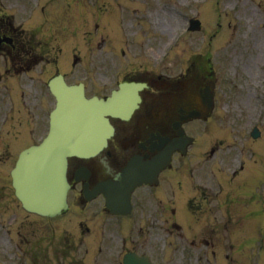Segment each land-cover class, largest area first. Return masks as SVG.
Listing matches in <instances>:
<instances>
[{
    "label": "rangeland",
    "instance_id": "rangeland-1",
    "mask_svg": "<svg viewBox=\"0 0 264 264\" xmlns=\"http://www.w3.org/2000/svg\"><path fill=\"white\" fill-rule=\"evenodd\" d=\"M253 1L88 0L87 5H83L79 0H73V8L76 3L81 7V12L76 14L74 10L69 21L71 25L70 32L67 34V43L70 45V51L67 52L69 62H67L66 53H64L66 44L60 43L58 52H55L52 57L50 55L46 56L45 62L42 63L38 71L21 73L18 78L7 77L6 73L3 72L0 74V96L10 93L11 87H16L20 83V86H35L39 98V101L36 100V105L29 106L22 100L23 93L19 92L17 96L24 102V106H17L16 111H13L14 116L12 119L8 118V120L6 118L7 114H5V103L11 104L12 101L8 96L4 100L0 99V125H2V122L7 125L9 122L19 121L18 129L12 127V124L8 127L5 126L8 133L3 132L0 139V142H2L0 144V163L3 162L0 165V183H10L7 177L9 178L8 171L14 157L12 153H4L1 149L9 142L12 132L20 130L25 121L35 123L34 116L29 111L33 106L37 108L38 114L44 111L43 107L48 108L47 111L50 110L52 97L47 94L44 84L55 75L57 69L66 73L72 83L80 80L86 81L89 89L94 92L97 89L103 91L101 87L104 83H110V87L103 88L111 89L113 84L125 74V69H139L145 65V67L163 70L169 75L175 76L189 68V66L192 68L194 63L193 70L197 67V69L203 68L212 71L217 82L218 110H216L214 119L211 121L213 124L211 131L213 136L214 133L216 135L220 133V139H224L220 141L217 139L218 141L215 144L217 145L219 142L226 140L227 145H230L239 137L240 149L245 150L249 146L246 143L242 147L246 138V131L258 122L257 117L260 114L264 115V4H261L263 0L254 1L255 3ZM118 3H122L120 6L126 10L123 13L125 22H121L122 27L128 32L126 37H130L131 43L135 40L137 43L136 50H139V52L136 54L131 52L118 62L115 61L116 57L114 56L112 67L109 66V68L104 69L101 66L104 64V59H108L109 65L112 64L111 54L102 53L103 51L99 50L97 43L99 35L102 33L112 36L117 34L116 32H120L117 25L112 24L115 16L113 6L115 8V4ZM243 3L246 4L243 5ZM85 10L86 14H84ZM252 11H257V13L251 15ZM219 15L221 22L219 21ZM192 17L200 18L202 29L198 32L186 33L189 18ZM135 18L137 21L134 20ZM97 22L100 23L99 30L96 29ZM88 34L90 36L86 41ZM176 34H181L177 42L173 40ZM165 51L167 52L165 60H162ZM73 53L82 56V61L76 66L72 65ZM121 62L126 65L119 70L117 64ZM43 122L45 123V115L40 123ZM22 129L25 130L24 127ZM262 129L264 132V127ZM20 138L21 135L15 137L14 140L22 141ZM226 143L220 146L215 158L209 162L210 166L214 165V168L215 166L221 167L219 162L222 155L225 154L226 161L231 162L230 165L226 166L231 168L235 164L238 166L239 161L236 160V157L240 154L239 149L231 146V152L229 153L224 149ZM210 144L213 145L209 142L208 145ZM188 158L192 162L193 156ZM192 164L194 166L195 163L192 162ZM251 192L252 190L247 184V186L241 187L239 191H234L232 194L233 200L239 204L245 214L239 223L238 234L242 232L244 235L245 232L253 233V231L256 233L259 230L261 220L264 222V215L260 217L255 215L259 212L261 201L259 202L256 197L251 199ZM177 197L179 198V196ZM176 206L179 207L178 200L168 202V214L171 215V209ZM154 209L153 207L151 209L153 214L150 211L144 212V219L147 220L150 217V224L161 225L166 218H169L171 222L175 219V217L170 216L156 218L154 217L156 216ZM222 214H224V211H222ZM173 216L177 217V215ZM6 217L7 215L3 218ZM10 218L8 217L5 220L9 222ZM95 219V215L92 217L89 215L83 225L77 224L78 220L73 217L71 220L75 231L73 228V234L63 233L62 241L74 237L79 238L80 234L82 236V230L86 225L91 226L93 229ZM111 223L114 226V221H111ZM19 224V221L14 222L11 229L14 232L18 231ZM0 225H2L1 222ZM69 228L65 225L61 230ZM126 229L123 232L124 235H128L131 231V228ZM150 230L148 236L154 237L157 235V241L163 240L159 238L156 229L150 228ZM152 232H155V235H152ZM2 233L3 230L0 228V234ZM85 236L83 234V239H85ZM248 240H250L249 236ZM5 247L6 244L0 242V264L2 262L9 263L12 258L11 255L5 257L2 252ZM255 247H253L254 252ZM222 248V252H225L226 247Z\"/></svg>",
    "mask_w": 264,
    "mask_h": 264
},
{
    "label": "flooded vegetation",
    "instance_id": "flooded-vegetation-1",
    "mask_svg": "<svg viewBox=\"0 0 264 264\" xmlns=\"http://www.w3.org/2000/svg\"><path fill=\"white\" fill-rule=\"evenodd\" d=\"M0 38L7 40L1 42L0 49L12 54H4L7 61L13 64L17 58L16 62L19 64L17 70L32 69L40 63L41 41L38 34L33 32L26 36L22 26L16 25L12 17L5 16L0 18ZM146 91L152 94L153 98L145 100L132 119L129 121L116 120L118 129L115 139L106 151V153L110 152L108 160L100 165L89 163L93 159L85 160L87 163H82V165L89 172L82 170L79 162L74 163L71 178L74 182L75 191L81 197V202L85 203L87 198L99 186L105 183L119 182L131 161H135V164L140 167L149 164L170 141L177 137L176 133L168 132L171 127L166 122L170 120V125H172L173 120L178 119V116L182 114L175 116L170 113L169 108L161 101L164 93L154 95L149 89ZM148 97H151V95H148ZM151 101L152 103H150ZM149 105L152 109H150ZM167 138L168 140H166ZM185 169L189 170L191 175L189 179L182 177L170 178L168 176L169 172L173 171L177 174H183ZM77 178L82 180L80 185L76 183ZM159 179L160 187H162L161 185L164 182H167L168 186L177 184L181 190L187 193L183 194L186 201L184 204L185 211L192 212L199 222L200 219L208 217V224L198 223L192 226L189 235L183 232L182 225L177 226V234L180 239L176 243L183 255H185V259H180L177 264H202L209 260V250H214L217 246L214 240L216 232L218 233L221 228H225L227 232L235 230V227L229 224L224 226L217 225L216 212L219 210L226 211L228 219L231 221L232 201L229 194L223 191L220 193L216 192L215 183L207 182L202 184L199 176L194 178V172L191 167H188L182 161L178 162L175 167L173 166L171 171H162ZM153 190L152 186L142 185L134 190L132 198L140 201L141 205H143L145 201L151 200L156 195ZM162 192L165 193V190L163 191L162 189ZM196 192L197 194H195ZM99 198L104 200V197L99 195L95 200L87 203L94 202L92 207H95V201L97 202ZM97 204L99 206L100 202ZM183 211V209L180 210V212ZM179 219L184 221L180 215ZM165 222L169 223L167 220ZM187 225L190 229L191 224L188 223ZM72 242L73 240L70 238L68 243L71 244ZM219 244L221 245V242ZM232 247L233 245L231 244ZM134 251L138 253L137 247L134 248ZM147 252L148 249H144V254Z\"/></svg>",
    "mask_w": 264,
    "mask_h": 264
},
{
    "label": "water",
    "instance_id": "water-1",
    "mask_svg": "<svg viewBox=\"0 0 264 264\" xmlns=\"http://www.w3.org/2000/svg\"><path fill=\"white\" fill-rule=\"evenodd\" d=\"M60 83V84H58ZM58 87L57 88H63L64 84L62 82H57ZM66 102L67 98L62 97V108L66 109ZM86 102V101H85ZM91 103H95V101H92ZM96 104V103H95ZM102 104V103H98ZM102 109V105L99 107ZM85 111V110H84ZM89 122H91V119L89 118ZM98 122L97 128L101 127V123L104 124V120H102V115L100 113L96 114V119H93L92 124H96ZM77 137L74 133H71L70 137L65 140L66 143L74 145V143L77 142ZM57 141V136H55V131L51 135V137L47 140L46 144L41 147L39 150H36L35 148L31 150L28 154L33 153L34 155L32 158L29 159L30 164L26 166L23 170H27L22 174L21 180L25 183L26 179H28V182L24 184V186H21L20 193L24 192V201L28 204L32 205L33 207H37L33 201H37L38 198L42 199L44 202L47 203L46 207H42L41 209L45 210L46 212H50V210L59 209L63 205L62 200V177L63 172L59 170V164L55 163L56 169H54V175L52 176H45L44 171L42 169L41 164L43 161H49L48 159L50 156L48 155V148L50 147L51 143H54ZM31 155H25L24 159L28 158ZM42 176L44 181V186L41 185V182L37 183L39 180V177ZM48 187L47 192H50L48 194H45V188ZM30 190V191H29ZM38 194H41V197L38 196Z\"/></svg>",
    "mask_w": 264,
    "mask_h": 264
},
{
    "label": "bare ground",
    "instance_id": "bare-ground-1",
    "mask_svg": "<svg viewBox=\"0 0 264 264\" xmlns=\"http://www.w3.org/2000/svg\"><path fill=\"white\" fill-rule=\"evenodd\" d=\"M252 14H255V12H253Z\"/></svg>",
    "mask_w": 264,
    "mask_h": 264
}]
</instances>
